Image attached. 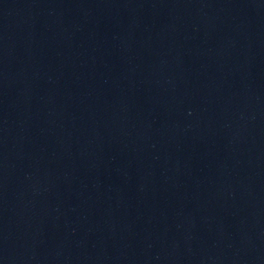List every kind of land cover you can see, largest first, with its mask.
Masks as SVG:
<instances>
[{"label":"water","instance_id":"obj_1","mask_svg":"<svg viewBox=\"0 0 264 264\" xmlns=\"http://www.w3.org/2000/svg\"><path fill=\"white\" fill-rule=\"evenodd\" d=\"M0 264H264V0H0Z\"/></svg>","mask_w":264,"mask_h":264}]
</instances>
